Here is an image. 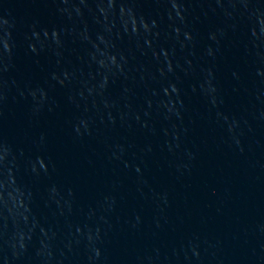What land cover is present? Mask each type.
Listing matches in <instances>:
<instances>
[{"label":"water","instance_id":"1","mask_svg":"<svg viewBox=\"0 0 264 264\" xmlns=\"http://www.w3.org/2000/svg\"><path fill=\"white\" fill-rule=\"evenodd\" d=\"M0 264H264V0H0Z\"/></svg>","mask_w":264,"mask_h":264}]
</instances>
